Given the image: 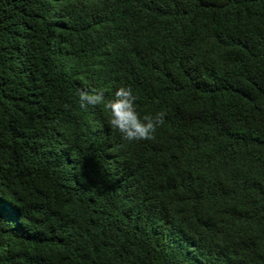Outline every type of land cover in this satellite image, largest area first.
Returning <instances> with one entry per match:
<instances>
[{
	"label": "trees",
	"instance_id": "1",
	"mask_svg": "<svg viewBox=\"0 0 264 264\" xmlns=\"http://www.w3.org/2000/svg\"><path fill=\"white\" fill-rule=\"evenodd\" d=\"M0 264H264V0H0Z\"/></svg>",
	"mask_w": 264,
	"mask_h": 264
},
{
	"label": "clouds",
	"instance_id": "2",
	"mask_svg": "<svg viewBox=\"0 0 264 264\" xmlns=\"http://www.w3.org/2000/svg\"><path fill=\"white\" fill-rule=\"evenodd\" d=\"M79 100L82 108H86L87 105L103 104L110 111V125L118 130L126 141L153 139L157 128L164 123V112L140 117L135 107L137 96L133 94L131 86L118 88L115 98L106 103L102 89L81 91Z\"/></svg>",
	"mask_w": 264,
	"mask_h": 264
}]
</instances>
